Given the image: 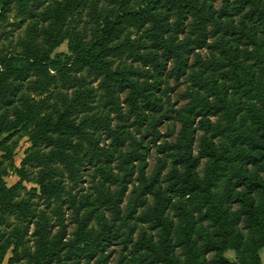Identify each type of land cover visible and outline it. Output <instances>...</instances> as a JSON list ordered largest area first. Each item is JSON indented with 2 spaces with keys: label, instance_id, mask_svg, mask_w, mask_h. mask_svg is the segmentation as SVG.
Here are the masks:
<instances>
[{
  "label": "trees",
  "instance_id": "obj_1",
  "mask_svg": "<svg viewBox=\"0 0 264 264\" xmlns=\"http://www.w3.org/2000/svg\"><path fill=\"white\" fill-rule=\"evenodd\" d=\"M13 8L0 264H261L264 0H0V20Z\"/></svg>",
  "mask_w": 264,
  "mask_h": 264
},
{
  "label": "rangeland",
  "instance_id": "obj_2",
  "mask_svg": "<svg viewBox=\"0 0 264 264\" xmlns=\"http://www.w3.org/2000/svg\"><path fill=\"white\" fill-rule=\"evenodd\" d=\"M29 23L28 18L22 19V16H20L16 10V8H13L8 15L6 16L5 20H0V50H17V43L18 41L24 36V31L26 26ZM56 51H66V44L63 43L61 46H59ZM170 84L173 85L172 81H170ZM181 87H178L171 93V99L172 101L175 100L178 95L177 92L180 91ZM182 104V101L179 102L176 107H179ZM29 146V142L26 137H22L18 145L15 149V156H14V163L16 165H19L21 162L22 157L24 156V152ZM149 163H153V159L150 156L148 158ZM18 179L15 175H9L5 177V180L7 184H13ZM88 180V178H87ZM26 187H32L33 184L26 182ZM86 186H89V182L85 183ZM225 255L229 257L230 259H234V252L232 250H228ZM260 258H261V264H264V247L260 250Z\"/></svg>",
  "mask_w": 264,
  "mask_h": 264
}]
</instances>
